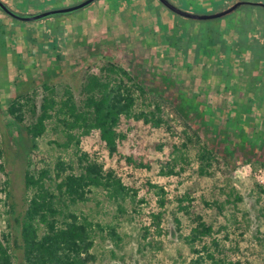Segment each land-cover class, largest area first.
<instances>
[{"label": "rangeland", "instance_id": "1", "mask_svg": "<svg viewBox=\"0 0 264 264\" xmlns=\"http://www.w3.org/2000/svg\"><path fill=\"white\" fill-rule=\"evenodd\" d=\"M85 1L0 0L19 17L74 7ZM170 1L179 9L199 16L224 11L236 2ZM241 1L251 3L254 0ZM258 2L264 4V0ZM124 7L122 0H96L73 12L53 14L33 21L15 20L3 16L2 13L7 12L0 10V165L4 168L3 171L0 169V236L8 235L10 239L18 236L13 221L16 215L7 212L10 205L15 206L16 213L25 208L26 165L22 157L16 154L19 151L17 145H20V138L24 134L22 131L19 134L20 129L12 124L7 114L10 101L17 95L35 93L39 100L42 84L47 83L55 87H68L76 102L80 103L81 86L86 74L97 72L98 67L111 60L129 68L150 93L163 97L180 110L187 100L194 97V93L203 90H207L204 105H208L209 109L221 106L224 87L221 77L210 71V78L203 80L202 70L198 67L187 71L159 58L162 45L153 41L156 33L151 27L159 26L158 16L151 15L136 24L137 19L125 12ZM163 8L160 4L161 12L168 18ZM132 18L135 19L133 23ZM227 22L228 19H224L222 25ZM137 32H141V35ZM44 34H56L55 50H51V39L43 38ZM232 36L230 33V38ZM147 40L154 43L147 45ZM57 55H61V62H56ZM241 96L244 101V96ZM211 98L213 103L210 102ZM186 108L191 112L192 120L196 121L198 111L187 105ZM252 109L257 118L254 130L263 137L264 99L258 110ZM219 119L215 125L221 128L224 121L222 116ZM192 120L188 123L193 124ZM29 121H25V124ZM237 122H234L230 134L234 142L231 144V158L215 164L209 176L198 175L195 149L186 152L185 161L177 159L173 146L181 142L166 127L154 129L142 122L123 120L119 131L125 135V139L113 156L100 143L97 132L83 138L80 152L89 155L103 166V170L113 171L132 193L136 192L135 200L128 199L123 205L125 213L118 212L116 205L108 202L100 189L91 190L88 202L70 205L69 209L78 215L116 226L122 239L119 246H115L110 239L103 240L97 235L91 251L95 260L91 264H194L198 256L184 238L194 227L192 219L197 214L214 226L213 237L204 239L207 246L215 238L228 260L242 264H264V194L259 189L264 188V166L261 165V162L264 163V145L253 148L252 128L247 132L249 141L244 146L235 143L233 136L239 132ZM171 124L176 132L182 128L176 119ZM194 127L197 128L196 125ZM199 134L203 141L207 138L203 130ZM58 135L54 126L49 124L47 133L38 140L37 150L30 156L31 170L53 166L58 159L74 163L76 169L75 149L64 150L51 144L61 141ZM126 157H131L136 165L129 164ZM140 163L145 166L137 167ZM167 164L174 167L171 175L163 173ZM154 186L163 188L166 193L167 202L163 208L158 205L160 196L156 195L157 188ZM7 193L10 197H7ZM184 194L192 198L191 217L178 211V199ZM229 194L230 202L225 203ZM214 202L223 204L222 211L214 206ZM156 213H162L159 225L152 218V214ZM175 218L180 224L175 222ZM201 246L197 244L195 248L199 250Z\"/></svg>", "mask_w": 264, "mask_h": 264}, {"label": "trees", "instance_id": "2", "mask_svg": "<svg viewBox=\"0 0 264 264\" xmlns=\"http://www.w3.org/2000/svg\"><path fill=\"white\" fill-rule=\"evenodd\" d=\"M122 1L125 12L137 19L136 24L151 15L158 16L159 26L151 27L156 33V38L152 40L162 45L159 58L187 71L196 66L202 70L203 80L209 77L210 71L221 77L224 82L221 106L209 109L208 105H204L207 90H203L194 93V97L185 102L182 111L163 97L150 93L129 68L111 60L98 67L97 72L86 74L81 86L80 103L76 102L68 87H55L47 83L42 84L39 100L35 93L17 95L10 101L7 114L12 124L20 129L19 134H24L20 138V145H17L19 151L16 154L22 157L26 165L25 208L16 213L15 206H9L7 213L16 215L13 216L14 228L19 234L11 239L8 235L0 236V264H91L95 260L91 251L97 235L119 246L122 239L116 226L94 222L69 209L70 205L88 202V194L92 189L102 190L107 201L115 204L120 213H125L123 205L127 200L133 201L136 197V192L132 193L113 171L103 170V166L89 155L80 152L82 139L92 132L98 133L100 143L113 156L125 139V135L119 131L123 120L142 122L154 129L166 127L181 142L173 146L177 159L185 161L186 152L196 150L197 173L200 176L211 175L215 164L231 158V144L234 142L230 134L235 121H238L239 127V132L233 136L235 143L244 146L249 141L247 132L252 128L253 148L264 145V136L260 137L254 130L257 118L252 109L258 110L264 99V6L258 5L261 4L259 0L245 2L231 14L216 19L184 16L182 14H194L179 9L170 0L164 2L182 14L169 9L159 0V4L153 0ZM160 4L168 18L161 12ZM4 5L12 14L19 16ZM3 13V16L18 20L11 14ZM224 19H228V22L222 25ZM137 33L141 35V32ZM230 33L233 34L231 38ZM46 37L51 39V50H55L56 34H44L43 38ZM146 42L147 45L154 43L149 40ZM61 61V55H57L56 62ZM210 102L214 100L211 98ZM186 105L198 111L196 121L192 120ZM221 116L224 123L219 128L215 123ZM174 119L182 127L178 132L171 124ZM27 120L30 121L25 124ZM189 120L193 124H189ZM49 124L54 126L61 140L51 144L64 150L75 149L76 169L74 163L62 159L56 160L53 166L30 169V156L37 150L38 140L47 133ZM200 130L207 135L205 142L201 139ZM125 159L129 164L136 165L131 157ZM261 165L264 166V163L261 162ZM138 166L145 165L140 163ZM165 167L164 174L174 173L173 166L167 164ZM0 169L4 170L1 165ZM154 188H157L156 195L160 196L158 205L163 208L167 202L166 193L161 187ZM259 189L264 194V188ZM231 194L234 195L233 192ZM231 194L225 203L230 202ZM6 195L10 197L9 193ZM235 199L239 200L238 197ZM185 202L187 205H184ZM191 204L190 195L184 194L178 199V211L191 217ZM217 204L214 202V206L222 211L223 204ZM193 217L194 227L184 241L198 256L194 264H242L240 261L228 260L217 239L213 238L211 245L207 246L204 239L213 237L214 226L206 222L202 215ZM152 218L159 225L162 213L152 214ZM175 222L180 224L177 218ZM197 244L202 245L201 249L195 248Z\"/></svg>", "mask_w": 264, "mask_h": 264}, {"label": "water", "instance_id": "3", "mask_svg": "<svg viewBox=\"0 0 264 264\" xmlns=\"http://www.w3.org/2000/svg\"><path fill=\"white\" fill-rule=\"evenodd\" d=\"M94 1H96V0H86L85 2H83V3H81V4L77 5V6H74V7L64 8V9L55 10V11H48V12H44L42 14H38V15H35V16H29V17H19V16H16V15L12 14L6 8V6L3 3H1V2H0V8L5 10L8 14H11V15L17 17L20 20L33 21V20H38V19L45 18L47 16H51L53 14L73 12L75 10H78V9H81V8H84V7L88 6V5H90ZM159 1L162 2L163 4H165L169 9L173 10L174 12H176L178 14H182L178 9H175L171 5L165 3L164 0H159ZM244 3L245 2H236L232 6H230L228 9H226L224 11H221V12H217L215 14L208 15V16H194V15L192 16V15H186V14H182V15L190 17V18H194V19H216V18H222L224 16H227V15L231 14L233 11H235L238 7H240ZM258 5L264 6L263 4H258Z\"/></svg>", "mask_w": 264, "mask_h": 264}]
</instances>
